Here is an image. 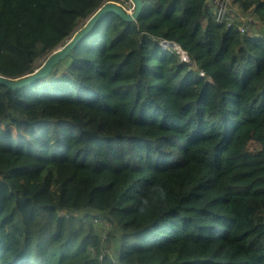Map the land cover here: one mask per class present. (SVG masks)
Returning a JSON list of instances; mask_svg holds the SVG:
<instances>
[{
    "label": "trees",
    "instance_id": "trees-1",
    "mask_svg": "<svg viewBox=\"0 0 264 264\" xmlns=\"http://www.w3.org/2000/svg\"><path fill=\"white\" fill-rule=\"evenodd\" d=\"M112 1L0 0V75ZM232 1L254 31L142 0L0 84V264H264V0Z\"/></svg>",
    "mask_w": 264,
    "mask_h": 264
},
{
    "label": "water",
    "instance_id": "water-1",
    "mask_svg": "<svg viewBox=\"0 0 264 264\" xmlns=\"http://www.w3.org/2000/svg\"><path fill=\"white\" fill-rule=\"evenodd\" d=\"M132 1L135 5V9L132 14L126 13L120 6H118L114 2L106 3L100 9L90 15L87 19H85L70 36H68L59 46H57L49 55H47L43 59L41 65L37 69H35L33 73L17 79L0 75V84H3L11 89H20L26 85L31 84L37 79L45 77L56 64L63 60L68 55V53L75 48L80 39L88 34L95 23L109 13L116 14L125 21H135L143 9V3L142 0ZM168 43L172 44V42ZM178 48L183 53V56L185 58H188L187 53L184 52L179 46Z\"/></svg>",
    "mask_w": 264,
    "mask_h": 264
},
{
    "label": "built area",
    "instance_id": "built-area-1",
    "mask_svg": "<svg viewBox=\"0 0 264 264\" xmlns=\"http://www.w3.org/2000/svg\"><path fill=\"white\" fill-rule=\"evenodd\" d=\"M210 1L215 6V20L217 22H223V21L227 20V15L229 13L228 12V4H229L230 0H210ZM112 2L116 3L118 6H120L128 14H132V12L135 9V5H134V2L132 0H115ZM249 21H251V20L249 19ZM232 22L233 21L227 20V25L232 24ZM239 30L241 32H243L244 28L240 25ZM161 45L164 48L170 49L173 52L180 54L182 57V60L188 61V58H185L183 56V53L181 52V50L179 48L173 50L172 48H170V46L168 45V42H166V41L161 42ZM201 75H203V73H201ZM97 221H100V226H103V225L106 226L107 225L102 218H97L94 220L95 223Z\"/></svg>",
    "mask_w": 264,
    "mask_h": 264
},
{
    "label": "rangeland",
    "instance_id": "rangeland-1",
    "mask_svg": "<svg viewBox=\"0 0 264 264\" xmlns=\"http://www.w3.org/2000/svg\"><path fill=\"white\" fill-rule=\"evenodd\" d=\"M228 12L229 13L227 15V20L239 22L245 30H252V31L255 30V28L250 26L248 22L251 17L248 14L246 15L241 14L238 6L234 4L232 0H230L228 4ZM96 224L100 226V221H97Z\"/></svg>",
    "mask_w": 264,
    "mask_h": 264
},
{
    "label": "bare ground",
    "instance_id": "bare-ground-1",
    "mask_svg": "<svg viewBox=\"0 0 264 264\" xmlns=\"http://www.w3.org/2000/svg\"><path fill=\"white\" fill-rule=\"evenodd\" d=\"M168 45L170 46V48L178 49V45H176V44L168 43Z\"/></svg>",
    "mask_w": 264,
    "mask_h": 264
}]
</instances>
